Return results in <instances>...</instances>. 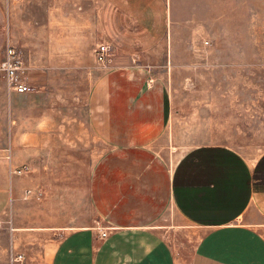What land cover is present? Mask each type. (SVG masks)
<instances>
[{
  "label": "crops",
  "instance_id": "crops-1",
  "mask_svg": "<svg viewBox=\"0 0 264 264\" xmlns=\"http://www.w3.org/2000/svg\"><path fill=\"white\" fill-rule=\"evenodd\" d=\"M200 2L95 0V32L116 44L120 34L189 31ZM80 27L65 29L63 48H78ZM163 45V66L183 64L170 39ZM126 60L91 88L90 137L68 136L63 184L38 182L18 196L9 220L22 264H264V151L248 156L210 136L173 143L165 86ZM139 74L143 82L132 83ZM86 140L92 151L72 152ZM4 162L8 173L28 169L12 152Z\"/></svg>",
  "mask_w": 264,
  "mask_h": 264
},
{
  "label": "rangeland",
  "instance_id": "rangeland-1",
  "mask_svg": "<svg viewBox=\"0 0 264 264\" xmlns=\"http://www.w3.org/2000/svg\"><path fill=\"white\" fill-rule=\"evenodd\" d=\"M0 6V22L6 23L0 31V64L6 46H14L30 88L22 95L10 92L0 72V151L10 150L15 166H28V174L11 179L0 159V264L23 263L9 220L18 196L38 182L63 184L68 136L82 130L90 137L85 111L91 88L128 57L139 72L165 86L173 143L210 136L248 156L264 151V0H201L192 30L120 34L116 44L95 32V0H1ZM71 25L83 31L73 33L81 42L70 50L63 41ZM169 39L171 56L183 64L168 68L163 42ZM100 45L108 48L104 64L96 60ZM143 74L132 83L143 82ZM94 147L87 140L71 145L73 153ZM33 148L40 150L36 159Z\"/></svg>",
  "mask_w": 264,
  "mask_h": 264
},
{
  "label": "built area",
  "instance_id": "built-area-1",
  "mask_svg": "<svg viewBox=\"0 0 264 264\" xmlns=\"http://www.w3.org/2000/svg\"><path fill=\"white\" fill-rule=\"evenodd\" d=\"M7 1H16V0H7ZM108 53V48L106 45H100L96 51V60L100 64L106 62ZM0 72L3 75L5 84L8 90L14 94L22 95L29 92L30 88L28 85V77L25 72L24 63L22 60L21 53H19L16 48L12 45H7L5 48V53L3 60L0 64ZM0 159L6 161L10 164L11 161V152L10 150L0 151ZM27 167L22 166L17 169H11L9 167L10 175H23L27 172ZM102 238L106 236L105 233H101Z\"/></svg>",
  "mask_w": 264,
  "mask_h": 264
}]
</instances>
